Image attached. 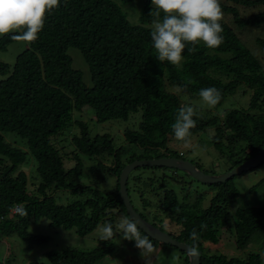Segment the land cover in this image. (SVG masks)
<instances>
[{"label": "trees", "instance_id": "16d2710c", "mask_svg": "<svg viewBox=\"0 0 264 264\" xmlns=\"http://www.w3.org/2000/svg\"><path fill=\"white\" fill-rule=\"evenodd\" d=\"M134 1L120 0V3L126 5ZM232 2L258 9L243 17L234 6L221 4L223 13L231 16L235 28L263 30L264 0ZM142 3L138 23L132 24L112 0H60V7L47 15L38 40L35 43L25 41L27 48L17 56L12 68L0 63V74L6 76L0 80V239L16 234L31 251L46 242V237L27 232L29 225L40 219H46L50 228L73 229L78 236L84 237L100 223H115L118 217L127 215L118 193V178L125 165L135 160L182 159L183 154L168 146L169 140L174 138L171 125L178 109L184 106L181 97L171 92L173 87H183L180 94L198 99H201L199 91L202 88L219 89L222 99L214 108L221 106L237 87L250 90L245 110H228L221 118L194 117L197 123L192 137L213 128L210 142L225 158L227 171L264 148V68L237 31L222 20L224 43L216 49H208L201 43L191 52L185 50L182 65L175 67L156 58L150 38L154 20L149 14L151 0H142ZM16 41L19 40L8 34L0 37V51ZM255 41L264 50V40L257 37ZM68 47L81 53L91 74V88L83 84L81 74L71 67L66 53ZM84 107L93 110L96 123L127 121L132 114L141 111L137 128L126 129L123 133L125 142L139 148L141 153L115 148L106 134L91 137L85 122L73 120V112H80ZM70 127L79 130V135L70 138L76 162L71 169H65L64 153L53 141ZM4 133L24 140L26 150L7 142ZM126 154L129 157L122 161ZM28 155L34 160L37 180V185L32 183L35 186L32 192L28 189L27 174L20 169ZM79 155L97 157V164L90 172H105L113 177V192L102 193L97 188L70 182L71 178L82 174ZM104 156L111 158V167L102 162ZM196 168L201 171L197 164ZM143 169L149 170L151 175H132L129 187L131 172L126 187L128 196L131 189L140 201V211L133 208L144 220L178 242L190 247L195 243L200 264L262 263L257 253L241 259L205 252L204 244L218 242L219 226H226L230 216L234 219L238 249L246 248L251 242L264 244V207L230 212L238 200L239 193L233 185L238 176L208 186L214 194L208 207L203 208L202 198L188 203L192 195L182 188L185 183L177 175L180 171L169 169L170 176L165 173L168 172L166 168L143 167L134 171ZM155 170L161 174L156 176ZM166 179L185 190L182 201L173 188L167 187ZM50 191H69L84 199L59 204ZM146 193L150 197L145 198ZM151 197L158 198V203ZM21 206L27 209L26 216L17 212ZM14 209L15 213H11ZM147 209L153 211L148 213ZM165 220L177 227L176 233L165 231ZM203 224L207 227L202 229ZM193 229L198 233L195 242L190 239ZM113 240L99 241L89 251L75 248L51 251L46 254L45 263L36 264H96L112 254ZM152 242L155 247L169 246ZM179 252L185 257L184 264H188L186 255Z\"/></svg>", "mask_w": 264, "mask_h": 264}, {"label": "rangeland", "instance_id": "374dc122", "mask_svg": "<svg viewBox=\"0 0 264 264\" xmlns=\"http://www.w3.org/2000/svg\"><path fill=\"white\" fill-rule=\"evenodd\" d=\"M119 5L122 12L127 16V19L132 24L138 23L139 14L142 8V0H136L132 3L122 5L120 0H112ZM220 4L232 5L234 6L241 16L248 17L251 13H255L258 9H251L242 7L232 2V0H220ZM231 16L223 15V21L228 23L232 28L237 31L238 35L241 37L242 42L248 46L253 54L259 59L264 68V50H262L255 39L260 37L264 40V27L256 29L253 27H248L243 30H238L232 24ZM153 27V24L151 25ZM6 35V34H5ZM4 36V35H3ZM2 37V36H0ZM27 48V44L23 40L16 41L7 46L6 50L0 51V63L5 64L12 68L15 63L17 56ZM67 55L71 59V67L81 74V79L83 84L87 88L92 87L91 74L89 72L88 66L84 61L81 53L78 49L73 47H68L66 50ZM6 76L0 74V80L4 79ZM172 93L178 94L180 96V102L183 105L193 106L198 116H218L223 117L225 111L237 109L245 110L248 108L251 91L239 86L235 89L234 93L228 96L221 106L218 108L208 106L202 99L190 98L187 94L177 93L175 87L171 88ZM141 111L132 114L127 121L123 120H111L105 123H96L94 118V112L88 107H84L80 112H73V120L85 122L88 126L89 134L91 137L95 135H108L113 141L115 148H124L140 154L141 150L125 142L123 133L126 129H136L137 124L140 120ZM214 134L213 128H208L199 135L191 137L190 146H185L177 142L174 138L169 140V148L177 153H182V160L188 161L201 169L202 172H207L208 174L214 172L216 175L224 174L227 171L226 161L223 156L213 148L210 138ZM4 138L7 142L12 145L26 150L25 141L17 137L12 133H4ZM73 135H79V130L77 127H70L65 130L61 135L53 141L57 148L61 149V153H64V166L65 169H71L75 165L74 159V147L70 143V138ZM129 154L122 157V161L126 160ZM97 157L88 158L83 155H79L78 159L82 164V174L80 176H74L71 178L70 182L75 185L90 186L97 188L102 193H111L115 188V179L105 172L91 173L90 168L97 164ZM102 159V158H101ZM31 156L28 155V159L25 164L20 166L28 176L29 191L35 188L37 185V180L35 179V163L32 161ZM103 163L111 167L112 160L108 156H104L102 159ZM226 170V171H225ZM165 172L167 176H170L172 172L167 170ZM156 176L161 172L155 170ZM142 174V177H147L150 171L143 169V171H132L129 178V187L131 185L132 175ZM178 177L182 178L185 183L184 188L186 191L190 192L192 197L188 200V203H194L196 198H202V207L206 208L209 205V201L212 198L214 191L210 190L208 186L202 185L197 181H194L189 176H186L183 172H177ZM211 175V174H210ZM166 185L168 188H173L177 193L179 201H182V196L185 190L180 189L177 185L173 183H168L166 179ZM34 183V185H32ZM144 182L142 183V185ZM234 187L238 191V200L236 204L232 205L230 212L233 213L235 209H245L248 207H264V164L259 167L242 173L234 179ZM146 189L147 184L144 185ZM130 201L132 206L140 211V201L136 195L129 189ZM53 197L59 204H67L72 201L83 200V197L74 196L69 191H57L53 192ZM162 193V191H160ZM150 197L146 193L145 198ZM154 201L158 203L159 199L151 197ZM153 209H147V212H152ZM151 220V215L148 216ZM233 216H230V221L226 226H219L217 237L218 242L216 244L205 243V252L208 255H225L228 258H245L250 253H257L262 259L264 264V244L262 241L251 242L246 248L240 250L235 245V237L233 231ZM165 231L171 233H176L177 227L170 224L168 220H165ZM264 224V222H263ZM101 223L96 227V229L90 234L81 237L75 233V230H62L53 229L49 227V223L46 219H40L36 223H31L27 229V232L33 235H42L46 237V242L37 245L33 250H27L25 243L16 235H10L0 239V263L1 264H36L45 263L46 254L51 251H62L68 248H75L78 250L89 251L96 247L99 243L97 239L98 229ZM156 253L159 257V264H184L185 257L176 249L171 246H157ZM96 264H144L139 250L135 247V242H126L122 239L119 234L117 238L113 240V252L111 255L106 256L103 260L97 262Z\"/></svg>", "mask_w": 264, "mask_h": 264}, {"label": "clouds", "instance_id": "9594fccd", "mask_svg": "<svg viewBox=\"0 0 264 264\" xmlns=\"http://www.w3.org/2000/svg\"><path fill=\"white\" fill-rule=\"evenodd\" d=\"M150 15L154 16L150 32L152 47L160 62L180 67L185 50L191 52L198 44L208 49H216L224 43L223 9L220 0H151ZM60 7V0H0V36L8 34L14 40L35 43L43 30L47 15ZM177 93L184 91L177 87ZM199 97L210 107H215L222 99L221 91L215 87L202 88ZM196 109L184 105L178 109L175 122L171 125L174 139L190 146L192 129L196 127ZM21 216L27 215L23 206L17 208ZM207 225H201L206 228ZM135 242L144 264H159L155 255L156 247L147 235H142L138 223L131 217H118L115 223L105 222L99 226L98 241L117 238ZM190 239L198 240L195 229ZM193 257H198V249L193 245L188 249Z\"/></svg>", "mask_w": 264, "mask_h": 264}, {"label": "water", "instance_id": "95a60500", "mask_svg": "<svg viewBox=\"0 0 264 264\" xmlns=\"http://www.w3.org/2000/svg\"><path fill=\"white\" fill-rule=\"evenodd\" d=\"M262 164H264V148L252 158L244 161L242 164L220 175L206 174L197 169L194 164L177 158L135 160L125 165V167L122 169L118 178V193L120 200L122 201L123 206L125 208L126 214L138 223V226L145 235L160 244L172 246L177 250L183 252L188 258V264H200L199 256L193 257L188 252V249L190 248L189 245L184 242H178L177 240L173 239L168 233L161 231L160 229L156 228L155 226L144 220L135 211L129 199L126 187L129 174L135 169L143 167L174 169L185 173L190 178L202 185L211 186L214 184L224 183L235 176L257 168Z\"/></svg>", "mask_w": 264, "mask_h": 264}, {"label": "built area", "instance_id": "2783aa9c", "mask_svg": "<svg viewBox=\"0 0 264 264\" xmlns=\"http://www.w3.org/2000/svg\"><path fill=\"white\" fill-rule=\"evenodd\" d=\"M181 154H182V153H180V155H181ZM11 213H15V209H14V210H12V211H11Z\"/></svg>", "mask_w": 264, "mask_h": 264}]
</instances>
